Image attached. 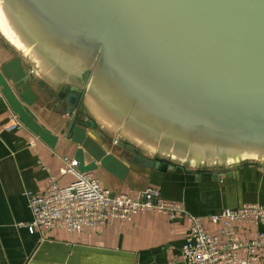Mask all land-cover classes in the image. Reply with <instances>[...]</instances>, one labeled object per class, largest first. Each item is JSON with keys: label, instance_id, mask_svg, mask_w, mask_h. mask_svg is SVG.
<instances>
[{"label": "water", "instance_id": "95a60500", "mask_svg": "<svg viewBox=\"0 0 264 264\" xmlns=\"http://www.w3.org/2000/svg\"><path fill=\"white\" fill-rule=\"evenodd\" d=\"M0 21L71 127L134 163L264 169V0H0Z\"/></svg>", "mask_w": 264, "mask_h": 264}, {"label": "crops", "instance_id": "0c3cea01", "mask_svg": "<svg viewBox=\"0 0 264 264\" xmlns=\"http://www.w3.org/2000/svg\"><path fill=\"white\" fill-rule=\"evenodd\" d=\"M66 110L0 37V264H187L181 255L188 223L158 213L113 219L79 233H31L26 193L47 192L53 178L61 188L68 187L75 178L61 171L69 165L93 174L113 195L154 188L194 216L264 205V169L258 166L246 165L220 177L167 163L159 169L143 167L98 129L77 123L71 127ZM77 121H82L80 115ZM247 230L254 237L264 226Z\"/></svg>", "mask_w": 264, "mask_h": 264}, {"label": "built area", "instance_id": "2783aa9c", "mask_svg": "<svg viewBox=\"0 0 264 264\" xmlns=\"http://www.w3.org/2000/svg\"><path fill=\"white\" fill-rule=\"evenodd\" d=\"M61 172L73 175L75 181L61 188L53 178L47 192L26 193L33 216L28 226L31 233L35 229L79 233L113 219L130 220L135 215L158 213L170 221L188 223L189 235L181 255L187 264H264V232L249 237L251 231L247 230L264 226V205L245 204L199 217L190 214L181 202L164 199L154 188L113 195L91 173H81L70 165Z\"/></svg>", "mask_w": 264, "mask_h": 264}, {"label": "bare ground", "instance_id": "6f19581e", "mask_svg": "<svg viewBox=\"0 0 264 264\" xmlns=\"http://www.w3.org/2000/svg\"><path fill=\"white\" fill-rule=\"evenodd\" d=\"M2 24H3V23H1V21H0V27L2 28V30H3V31L7 34V36L13 41V43H15L16 45H18L19 47H21V46L19 45V43L16 42L15 39H14L10 34H8L7 30L5 29L4 25H2Z\"/></svg>", "mask_w": 264, "mask_h": 264}]
</instances>
